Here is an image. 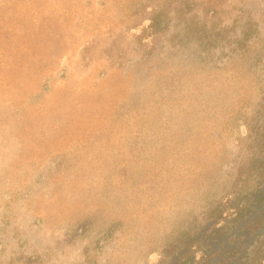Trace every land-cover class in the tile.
Listing matches in <instances>:
<instances>
[{
  "label": "rangeland",
  "instance_id": "obj_1",
  "mask_svg": "<svg viewBox=\"0 0 264 264\" xmlns=\"http://www.w3.org/2000/svg\"><path fill=\"white\" fill-rule=\"evenodd\" d=\"M263 186L264 0H0V264L226 257Z\"/></svg>",
  "mask_w": 264,
  "mask_h": 264
},
{
  "label": "trees",
  "instance_id": "obj_2",
  "mask_svg": "<svg viewBox=\"0 0 264 264\" xmlns=\"http://www.w3.org/2000/svg\"><path fill=\"white\" fill-rule=\"evenodd\" d=\"M258 192L256 198L257 203L253 204V208L247 210V212L237 210L232 216V220H234L236 224H233L231 227L234 229L237 228L234 233L239 234L244 231V237L249 239L242 240L240 237L238 240L229 239L226 238L229 232H221L223 226L214 229V234L209 236V240L216 239L218 242H225L227 244L224 250L226 257H220L218 259H209L207 257L202 264H264V186L261 187ZM206 235L207 234H204L203 236ZM250 235L253 236V239L250 238ZM193 237L194 236L183 240L181 243L176 242L170 245L159 264H172L170 262L171 256H177L178 263L195 264L196 256L193 253L197 251V247L193 245L194 242L200 240L201 237L195 236V240ZM208 246L206 250L209 252L211 248ZM250 246L252 247L251 249ZM211 247L213 246L211 245ZM240 248L242 249L240 250ZM235 250L237 251L235 252ZM236 253H241V255L238 256ZM251 253H253V255H251Z\"/></svg>",
  "mask_w": 264,
  "mask_h": 264
}]
</instances>
